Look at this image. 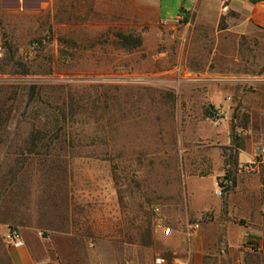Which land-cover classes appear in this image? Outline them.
<instances>
[{
  "label": "rangeland",
  "instance_id": "obj_1",
  "mask_svg": "<svg viewBox=\"0 0 264 264\" xmlns=\"http://www.w3.org/2000/svg\"><path fill=\"white\" fill-rule=\"evenodd\" d=\"M66 1L0 11V264H11L12 228L61 264H169L177 225L204 226L205 245L223 240L208 222L229 194L237 213L264 216V169L236 189L239 169H257L226 162L244 137L213 143L212 121L195 122L210 115L213 79L243 77L211 72L264 80V1L199 0L176 25L190 0ZM220 155L232 165L223 197L203 177ZM191 203L210 209L192 215ZM241 249L226 264H243Z\"/></svg>",
  "mask_w": 264,
  "mask_h": 264
},
{
  "label": "crops",
  "instance_id": "obj_2",
  "mask_svg": "<svg viewBox=\"0 0 264 264\" xmlns=\"http://www.w3.org/2000/svg\"><path fill=\"white\" fill-rule=\"evenodd\" d=\"M191 9H186L182 6V10L186 14L175 15L174 22L169 24H177L176 19L181 18L182 21L188 16L189 12L195 8L199 0H190ZM230 5L237 8H247L246 0H228ZM63 0H0V11H45L56 10L59 4H66ZM98 0H95L97 6ZM160 11V8H159ZM160 15V14H159ZM253 15V14H252ZM163 22L166 20L160 15ZM214 75H240L237 79H213L206 87V100L212 107L222 108L225 111L223 117L219 119H212L211 113L200 116L195 122L202 127L206 120L213 123V133L208 137L210 142L221 143L231 147H236L233 141V135L238 134L244 137V141L237 145V157L239 166L243 163L249 162L260 154L264 149V80L249 79L248 76H255V73L246 72H224L213 71ZM236 113V115H235ZM244 117V118H243ZM219 149V147H217ZM243 154L246 158L243 159ZM224 156L220 155L217 165L210 168V173L203 177H210L211 187L215 178L222 172ZM264 154L261 157L260 163L257 165L256 178H248L247 175L239 169L238 184L236 189L243 185L249 184L251 181H258L262 176L261 171L264 169ZM247 176V177H245ZM191 179L195 176H190ZM242 179H245L244 184ZM251 180V181H250ZM246 203V200L244 201ZM190 204V212L192 215H200L203 212L214 207V219L208 223L210 229L216 228L217 234L224 236L221 242H212L211 244H204L202 241L203 235L207 232L202 226L199 236L188 238L185 229L182 225L175 227L172 236L167 238V242L172 247L174 257L169 264H226L228 253L237 247L243 246L247 237H255L264 241V216L254 215L253 210L250 214H240L235 211L238 206L242 207L240 202L233 198V193L226 198L225 204L221 201L218 205L211 206L205 210L197 211L192 209ZM225 205V206H224ZM243 208H247L243 205ZM230 212L231 216H228ZM239 212V211H238ZM212 214V213H211ZM238 217L244 220L245 223L234 221ZM213 225V226H212ZM212 232V231H211ZM8 244V243H7ZM8 256L11 264H38L40 261L46 260L45 252L41 249L33 247L23 237L22 240L13 244H8ZM228 247L227 249L225 248ZM239 258L243 264H264V252H250L241 249L239 251ZM165 260V259H164ZM166 264V262H165Z\"/></svg>",
  "mask_w": 264,
  "mask_h": 264
},
{
  "label": "built area",
  "instance_id": "obj_3",
  "mask_svg": "<svg viewBox=\"0 0 264 264\" xmlns=\"http://www.w3.org/2000/svg\"><path fill=\"white\" fill-rule=\"evenodd\" d=\"M180 22H182L181 18L176 19V23H180ZM165 23H167V21H165ZM210 113L212 119L216 120L223 117L225 111L221 108L212 107L210 108ZM263 154H264V149L261 151L260 154H257L253 160L241 164L240 167L250 171L256 170L257 165L260 163ZM232 184H233L232 165L227 164L222 174L217 176L213 182V194L217 197L225 196L230 191ZM198 229H199V223L197 222L188 223L187 228L185 230L186 236L188 238H192L196 236V234L198 233ZM164 232L165 234L169 235L172 233V228L164 227ZM22 239H23V235L18 228L10 229L7 236L8 244H13ZM243 249L245 251H250V252H264V241L259 240L255 237H247V239L243 243ZM38 264H61V263L54 260H45L38 262ZM94 264H103V263L98 261ZM155 264H165V261L162 258H158Z\"/></svg>",
  "mask_w": 264,
  "mask_h": 264
},
{
  "label": "trees",
  "instance_id": "obj_4",
  "mask_svg": "<svg viewBox=\"0 0 264 264\" xmlns=\"http://www.w3.org/2000/svg\"><path fill=\"white\" fill-rule=\"evenodd\" d=\"M251 2L253 3H256V2H259V1H264V0H250ZM121 38L125 37V34H123L122 32H120L118 34ZM135 36V35H134ZM142 43V38H141V35H136L135 38H134V44H133V47H137V46H140ZM31 88H33V92L35 91V89L37 88V84H31ZM211 108V107H210ZM35 137H37L35 135ZM226 149H228V147H226ZM226 162L227 163H230V162H234L235 165H238V157H237V154L234 155V157L232 158L231 155H230V158H226Z\"/></svg>",
  "mask_w": 264,
  "mask_h": 264
}]
</instances>
